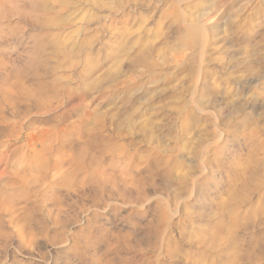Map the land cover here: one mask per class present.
Listing matches in <instances>:
<instances>
[{
	"label": "rangeland",
	"instance_id": "1",
	"mask_svg": "<svg viewBox=\"0 0 264 264\" xmlns=\"http://www.w3.org/2000/svg\"><path fill=\"white\" fill-rule=\"evenodd\" d=\"M0 264H264V0H0Z\"/></svg>",
	"mask_w": 264,
	"mask_h": 264
},
{
	"label": "bare ground",
	"instance_id": "2",
	"mask_svg": "<svg viewBox=\"0 0 264 264\" xmlns=\"http://www.w3.org/2000/svg\"><path fill=\"white\" fill-rule=\"evenodd\" d=\"M202 30V29H201Z\"/></svg>",
	"mask_w": 264,
	"mask_h": 264
}]
</instances>
